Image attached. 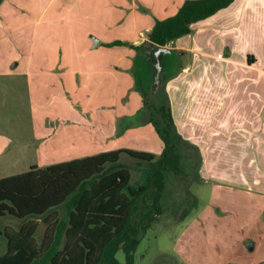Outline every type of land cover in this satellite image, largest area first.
I'll use <instances>...</instances> for the list:
<instances>
[{"label":"crops","instance_id":"obj_1","mask_svg":"<svg viewBox=\"0 0 264 264\" xmlns=\"http://www.w3.org/2000/svg\"><path fill=\"white\" fill-rule=\"evenodd\" d=\"M184 1L46 0L32 23V59L29 70L34 90L30 99L33 97L44 100L45 94L41 97L42 94L50 88L55 89V86L57 89L73 88L74 73L80 75V88H91V80L97 85L107 83L101 97L104 94L108 96L107 89L110 88L111 98L105 97V100H114L115 105L119 100H125L124 105L134 100L138 106L142 105L143 100H148L149 103L161 100L157 95L165 87L176 129L191 144L198 147L195 124L216 121V129L219 130L226 126L224 122L230 124L233 120L237 124L233 128H241L247 134L254 132L263 142L264 33L261 31V23L264 20V0H233L227 7L193 23L190 33L169 41L170 50H176L181 59L179 72L165 83H162L159 75V85L154 81V74L150 80L151 73H146L141 77L142 81H139L145 88V97L138 89L134 73L136 55L144 58V62L151 60L153 53L145 47V43L149 40L153 25L156 20L174 15ZM45 41L57 42L56 47L51 50L42 43ZM115 41L122 44L110 45ZM132 45L141 47L134 48ZM90 51L93 55L88 57ZM153 66L156 71V64ZM92 72L95 74L93 79L90 75L83 76L84 73ZM105 79L107 82L104 83ZM199 94L201 97L198 100H182V97L196 98ZM223 95L227 100L221 98ZM229 95L230 98H226ZM174 100L180 103V116L178 110L175 111L172 107ZM49 105L48 101H43L38 107L37 100H25L24 108L22 100H0V164L3 167L15 168L21 163H17L15 154L22 150L23 155V149L18 145L21 144L24 119L31 130L30 141L35 143L41 137L39 140L42 139L43 144L47 137V144L52 150H57L58 134H51L50 127L54 120H61V116H64L61 109L65 107ZM134 110L131 109L130 112L134 113ZM101 115L102 119H98ZM107 115L106 112L97 114L95 119L105 123ZM118 116L109 120L112 129L100 124L102 137L110 139L113 131H117ZM39 121L43 128H46V123L48 131H43L38 126ZM246 121L251 123L247 124ZM181 122L188 124L183 128L182 125L180 127ZM151 127L153 128L152 125ZM162 147L161 141L157 151L149 148L142 151L158 156ZM114 148L138 150L125 146ZM114 148L110 150H115ZM102 151L105 150L97 153ZM63 161L68 159L58 162ZM32 165L42 167L30 161L25 170L10 171L0 178L24 172ZM253 245L254 249L255 243ZM262 261L264 264V259Z\"/></svg>","mask_w":264,"mask_h":264},{"label":"rangeland","instance_id":"obj_2","mask_svg":"<svg viewBox=\"0 0 264 264\" xmlns=\"http://www.w3.org/2000/svg\"><path fill=\"white\" fill-rule=\"evenodd\" d=\"M45 2L0 1V70L3 71L0 73V100H22L24 108L25 100H37L38 107L43 101H48L50 107L63 105L65 108L61 111L64 116L59 121L54 120L50 127L51 134H58L56 141L59 147L52 150L47 144V137L43 144L42 139L39 140L41 137L35 143L30 141L31 130L24 119L21 144L18 145L23 149V155L22 150L15 154L17 163H21L15 168H5L0 164V176L10 171H23L30 161L45 167L59 163V160L81 158L90 153L94 155L97 151H110L114 147L157 151L161 140L150 123L141 120L149 114L144 101L141 106L134 100L128 105L123 104L125 100H119L115 105L114 100H105V97L111 98L110 88L107 89L108 96L104 94L101 97L107 83L97 85L91 80V88H80V75L74 73L73 88L57 89L55 86V89L50 88L42 94L41 97L45 94L44 100L30 99L34 90L29 70L32 23ZM261 31L264 33V20ZM42 43L53 50L57 42ZM92 53L90 51L88 57ZM85 75H90L92 79L95 77L93 72ZM200 97L201 94L196 98L182 97V100H198ZM221 98L227 100L224 95ZM172 107L178 110L180 116L178 100L173 101ZM131 109H135V112H130ZM104 112L108 114L107 122L95 119V115ZM115 116L119 117L117 131H113L110 139L102 137L100 124L112 129L109 120ZM98 119H102V115ZM217 123L206 121L194 125L198 131L195 138L201 149L200 159L198 162L193 160L191 164L189 157L193 158L194 154H190V148H184V154L190 155L185 158V167L177 174H168L166 178L165 212L144 230L134 251L132 264H263L264 140L262 142L254 132L247 134L241 128H233V125H237L234 120L230 124L224 122L226 126L219 130L216 129ZM186 124L181 122L180 127L185 128ZM38 126H41L40 121ZM44 126L47 128L46 123ZM40 128L48 131L42 126ZM184 132L187 133L186 130ZM120 161L130 168L132 184L138 185L144 181L142 161L127 154L121 155ZM21 222L12 215H0V229L7 225L18 227ZM43 231L44 224L40 222L34 236L40 240ZM248 242L255 243L251 251L246 246ZM5 249V238L0 235V253ZM116 257L125 264L123 251H118Z\"/></svg>","mask_w":264,"mask_h":264},{"label":"trees","instance_id":"obj_3","mask_svg":"<svg viewBox=\"0 0 264 264\" xmlns=\"http://www.w3.org/2000/svg\"><path fill=\"white\" fill-rule=\"evenodd\" d=\"M232 1L185 0L174 15L156 20L149 40L164 46L190 33L193 23ZM155 63L154 56L147 62L139 54L135 57L137 87L144 97L145 88L139 81L149 72L152 80ZM160 63L162 83L181 68L174 49L161 54ZM157 97L161 100H143L149 114L141 120L153 126L163 143L158 156L120 148L45 167L32 165L24 172L0 178V215L22 220L18 227L0 229L6 242L0 264H123L116 257L120 250L125 264H132L144 230L165 212L166 178L185 167V158L190 155L184 154V148L194 154L189 157L191 164L200 159L198 147L175 127L165 87ZM122 154L143 162L142 183L130 182L131 170L121 163ZM40 222L44 231L38 240L34 234Z\"/></svg>","mask_w":264,"mask_h":264},{"label":"water","instance_id":"obj_4","mask_svg":"<svg viewBox=\"0 0 264 264\" xmlns=\"http://www.w3.org/2000/svg\"><path fill=\"white\" fill-rule=\"evenodd\" d=\"M94 42L96 43V40ZM169 46H170V42H169L168 46L167 45L160 46V45L152 43L149 40L145 43V47H147V49L153 53V56H154L155 61H156V63H155L156 64V71L154 74V81L157 85H159V75H160V71L162 69V65L160 63L161 62V54L170 52ZM246 246L248 247L249 250H251L253 248V243L248 242Z\"/></svg>","mask_w":264,"mask_h":264},{"label":"built area","instance_id":"obj_5","mask_svg":"<svg viewBox=\"0 0 264 264\" xmlns=\"http://www.w3.org/2000/svg\"><path fill=\"white\" fill-rule=\"evenodd\" d=\"M218 56H221L220 54H218Z\"/></svg>","mask_w":264,"mask_h":264},{"label":"clouds","instance_id":"obj_6","mask_svg":"<svg viewBox=\"0 0 264 264\" xmlns=\"http://www.w3.org/2000/svg\"><path fill=\"white\" fill-rule=\"evenodd\" d=\"M121 259H122V257H121Z\"/></svg>","mask_w":264,"mask_h":264},{"label":"flooded vegetation","instance_id":"obj_7","mask_svg":"<svg viewBox=\"0 0 264 264\" xmlns=\"http://www.w3.org/2000/svg\"><path fill=\"white\" fill-rule=\"evenodd\" d=\"M152 101V100H151Z\"/></svg>","mask_w":264,"mask_h":264}]
</instances>
